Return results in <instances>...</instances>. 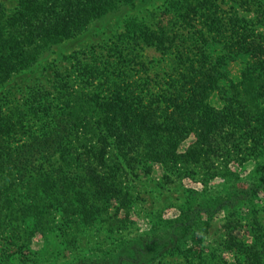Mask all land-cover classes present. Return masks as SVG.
I'll return each mask as SVG.
<instances>
[{"label":"trees","instance_id":"obj_1","mask_svg":"<svg viewBox=\"0 0 264 264\" xmlns=\"http://www.w3.org/2000/svg\"><path fill=\"white\" fill-rule=\"evenodd\" d=\"M136 1L18 0L9 13L0 2V84L52 46ZM223 13L218 0H167L153 27L132 19L117 43L88 51L102 60L72 55L73 82L72 71H56L52 91L33 88L23 103L5 109L0 103V214L16 203L20 214L39 220L64 203L61 213L91 224L100 214L99 205L114 201L115 215L130 201L120 172L124 167L109 155L110 138L124 157L143 151L147 160L173 165L199 162L215 148L216 130L227 129L229 136L248 130L249 113L261 111L263 102L264 39L252 20ZM145 46L171 60L174 76L166 86L151 84V60L140 53ZM213 46L230 55L213 54ZM238 54L251 60L237 82L243 87L235 89V84L228 104L217 109L208 97L216 82L228 77L223 72L227 58ZM191 133L194 140L179 152ZM204 211L213 212L210 205L182 210L139 239L84 255L74 264H148L181 249L204 224L199 219ZM225 241L235 263L264 264L260 234H228ZM192 257L193 264H229L210 263L195 253Z\"/></svg>","mask_w":264,"mask_h":264},{"label":"rangeland","instance_id":"obj_2","mask_svg":"<svg viewBox=\"0 0 264 264\" xmlns=\"http://www.w3.org/2000/svg\"><path fill=\"white\" fill-rule=\"evenodd\" d=\"M166 1L137 0L134 5L109 13L52 46L34 64L11 74L0 84V103L6 106L3 109L10 104L23 103L33 88L52 91L56 71H72L70 80L73 82L76 73L73 72L72 55L78 53L85 61L96 57L102 60L101 55L88 51L93 46L98 51L102 45L117 43L126 23L132 19L153 27L161 19L160 12ZM218 1L225 17L244 16L252 20L264 39V0ZM0 2L9 13L15 10L18 0ZM212 48L215 55L220 52L230 55L217 46ZM140 53L146 61L151 60L146 74L151 84L159 82L166 86L168 83L164 82L174 76L169 57L151 46H145ZM250 63L246 54L227 58L223 72L228 77L218 80L208 97L213 107L223 109L229 95L235 91V84V89L243 87L237 82ZM262 98L261 111L249 113L248 130H235L231 136L227 129L216 130L215 148H210L197 163L179 160V163L165 165L147 160L143 151L126 153L124 157L117 153L116 144L110 138L109 155L116 157L124 167L120 172L130 193L128 204L122 205L115 215L112 213L116 206L114 201L108 206L99 205L100 214L95 221L81 224L73 216L61 213L59 208L65 206L64 203L52 206L39 220L20 214L19 205L14 203L0 214V264H74L84 255L98 250L112 251L125 240L139 239L152 228L157 229L178 216L182 210L206 205H210L213 212L200 214V222H204L200 230L185 239L186 244L181 249L171 250L148 264H193L196 260L193 253L202 255L210 263L226 260L229 264H237L226 247V235L248 238L260 234L264 238V96ZM194 138L193 133L189 134L179 144L178 151L184 152ZM194 245L193 253H188L186 250Z\"/></svg>","mask_w":264,"mask_h":264}]
</instances>
